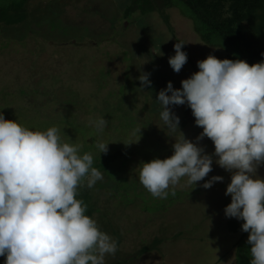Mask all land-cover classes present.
Instances as JSON below:
<instances>
[{"label": "rangeland", "instance_id": "rangeland-1", "mask_svg": "<svg viewBox=\"0 0 264 264\" xmlns=\"http://www.w3.org/2000/svg\"><path fill=\"white\" fill-rule=\"evenodd\" d=\"M29 10L32 32L22 26H0V112L6 120H18L32 130L58 127L64 142L80 144L81 154L91 152L94 161L105 154L94 147L99 137L89 118L105 117L109 124L103 138L111 143L107 153L120 151L127 160L117 172L155 211L152 215L143 211L141 199L122 202V185L91 190L83 182L78 194L88 193L95 200L99 228L116 241L113 233L120 234L117 252L106 256L105 264H114L118 257L124 260L156 239L161 243L155 250L126 264H235L237 243L249 234L242 231L243 221L225 216L231 203L225 195L230 172L213 163V171L197 186L182 179L166 199H159L142 186L136 170L142 162L170 157L180 131L197 142L202 128L195 122L181 127L189 107L172 108L180 118V130L169 131L160 119L157 95L169 82L180 89L182 80L199 71L198 61L209 55L221 59L225 52L203 43L179 8L167 10L169 24L158 13L124 20L120 0H32ZM51 18L63 24L83 23L89 28L88 38L80 39L82 27L63 33L52 24L50 32L47 26L37 27ZM177 42L185 44L182 50L188 54L179 73L168 62ZM142 73H150L151 81L143 90L138 79ZM136 129L141 133L133 138ZM198 146L206 154L215 152L209 138ZM214 176L223 181L204 189L202 185ZM257 176L264 179V166ZM229 220L239 225L238 233L231 232Z\"/></svg>", "mask_w": 264, "mask_h": 264}, {"label": "clouds", "instance_id": "clouds-1", "mask_svg": "<svg viewBox=\"0 0 264 264\" xmlns=\"http://www.w3.org/2000/svg\"><path fill=\"white\" fill-rule=\"evenodd\" d=\"M184 45L177 42L175 55L168 60L176 73L188 61ZM197 67L199 71L181 81L180 89L169 82L156 101L169 131L180 130V118L172 108L187 105L202 133L194 143L180 131L170 157L139 165V182L154 198L166 199L169 189L182 179L197 186L213 171V163L230 172L225 195L231 203L224 209L225 216L244 222L250 264H264V179L257 176L264 166V60L249 65L209 55ZM149 76H139V89L151 87ZM108 124L102 116L89 118L99 137L94 147L100 155L107 154L111 144L103 138ZM60 131L56 126L32 130L18 120H6L0 112V257H5L4 264H105L106 256L117 252V241L99 228L86 214L85 202L77 198L84 181L92 188L103 175L93 166V154H81V145L64 142ZM140 133L136 129L131 137ZM205 137L214 144L212 155L198 146ZM222 181L223 177L214 176L202 187L210 189Z\"/></svg>", "mask_w": 264, "mask_h": 264}, {"label": "trees", "instance_id": "trees-1", "mask_svg": "<svg viewBox=\"0 0 264 264\" xmlns=\"http://www.w3.org/2000/svg\"><path fill=\"white\" fill-rule=\"evenodd\" d=\"M31 1L0 0V26H22L21 28L32 32L29 10ZM120 2L124 20H128L135 15L146 17L158 13L169 24L167 10L179 8L182 15L192 22L194 32L203 43L225 52L226 55L221 60L240 59L248 62L249 65L264 60V56L261 55L264 53V0H120ZM51 24L62 33L82 27L84 30H82L83 34L80 35V39L87 37L85 34L89 32V28L83 23L79 26L63 24L53 18L38 22L37 27L47 26L46 31L50 32ZM193 122H195V118L192 111L190 108H186L182 115L181 127H186ZM122 159H124L125 164ZM126 163L127 160L123 158L120 151L107 153L105 156L97 158L93 165L106 176L107 181H98L91 190L94 188L103 189L107 186H115V189H117L122 185V192H124L120 194L122 202L131 203L136 199L144 201L141 195L132 192L133 185L125 182L117 172L119 168H124ZM227 197L229 198V196ZM77 198L83 200L87 205L86 214L96 220L95 214L99 212V209L96 208V202L92 196L82 192L78 194ZM144 203L143 211L152 215L155 211L147 206V202L144 201ZM228 226L231 232L238 233L240 230L239 225L234 220H229ZM113 234L119 242L120 234L118 232ZM247 240L242 236L238 241L235 264H250L251 246L247 244ZM160 243L156 239L151 245L142 247L137 252L125 257L124 260L118 257L114 264H126L146 252L155 250ZM121 260L123 261L121 262ZM4 261L5 257H0V264H4Z\"/></svg>", "mask_w": 264, "mask_h": 264}]
</instances>
